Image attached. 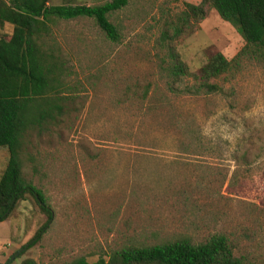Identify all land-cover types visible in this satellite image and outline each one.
<instances>
[{"label": "rangeland", "instance_id": "1", "mask_svg": "<svg viewBox=\"0 0 264 264\" xmlns=\"http://www.w3.org/2000/svg\"><path fill=\"white\" fill-rule=\"evenodd\" d=\"M185 2L201 0H129L109 14L114 40L92 17L49 22L38 42L63 65L52 95L62 110L27 131L20 158L51 219L29 193L16 202L0 221L9 257L48 222L10 264L94 263L129 244L217 234L245 264H264V58L245 50L237 68L210 80L220 90H191L190 74L171 72L176 59L196 73L216 52L238 56L245 41L213 8L173 38ZM8 158L0 146V176Z\"/></svg>", "mask_w": 264, "mask_h": 264}, {"label": "trees", "instance_id": "2", "mask_svg": "<svg viewBox=\"0 0 264 264\" xmlns=\"http://www.w3.org/2000/svg\"><path fill=\"white\" fill-rule=\"evenodd\" d=\"M49 0H0V27L12 25V31L0 37V146L8 151V161L0 176V221L7 218L16 202L29 193L40 210L51 219V210L43 194L22 174L20 154L25 135L30 128L40 127L62 107L54 102L53 93L62 85L63 65L53 56L52 48L43 49L38 42L43 33H49L53 17L73 19L87 16L114 40L116 26L109 14L123 8L129 0H109L98 5L58 4ZM206 8H213L221 19L233 25L244 47L238 56L227 59L221 52L212 54L196 73H189L186 65L176 59L171 67L173 76L190 74L194 80L191 90L216 92L220 90L217 79L237 68L239 55L246 50L253 56L264 58V0H201L199 4L185 2L184 10L172 22L171 36L177 38L183 32L191 33L204 18ZM57 111V112H56ZM47 220V222H48ZM44 224V226L47 224ZM43 227L33 238L23 244L16 253L0 264H10L32 247L40 238ZM20 264H37L32 258ZM65 264H245L234 255L228 239L217 234L204 242L194 243L183 237L172 241L146 244H129L110 250L94 263L79 256Z\"/></svg>", "mask_w": 264, "mask_h": 264}, {"label": "crops", "instance_id": "3", "mask_svg": "<svg viewBox=\"0 0 264 264\" xmlns=\"http://www.w3.org/2000/svg\"><path fill=\"white\" fill-rule=\"evenodd\" d=\"M11 24H9V23H5L4 24V26H6V27H8V26H10ZM12 26V25H11ZM11 29H12V27H11ZM9 249L10 248H12V246L10 245L9 247H8ZM7 248V249H8ZM7 249H3V250H0V262L1 263H3V262H5L6 260H1V256H4L5 257V259H7L9 256H10V254L13 252V250L12 251H10V253H6L7 251H5V250H7Z\"/></svg>", "mask_w": 264, "mask_h": 264}]
</instances>
